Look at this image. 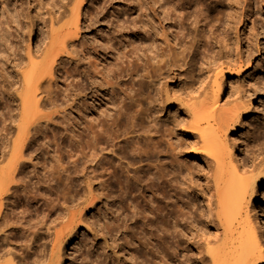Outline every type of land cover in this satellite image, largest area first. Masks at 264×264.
<instances>
[{"label": "bare ground", "instance_id": "bare-ground-1", "mask_svg": "<svg viewBox=\"0 0 264 264\" xmlns=\"http://www.w3.org/2000/svg\"><path fill=\"white\" fill-rule=\"evenodd\" d=\"M116 1L120 3L119 6L127 8V16L133 17L134 21L141 19L140 27L145 31H148L149 28V32L154 26L152 22L155 25L157 23L163 29V23L167 20L173 21V27H180L183 30L184 25L189 23L190 19H206L208 17L229 19L237 13V8L234 6L237 0H128L129 3H125V0H0V264H31L26 261L25 256L27 255L25 254L35 255L37 251H39L37 255L41 254L39 261L41 262L43 259L39 264H64L66 261V256L63 254L64 246L74 238L78 239L82 229L93 232V237L92 240L82 241L81 245L79 244L80 248L77 251H80V254L77 259H81V262L77 264H109L106 252L101 251L99 247L96 250L95 241L99 238L110 237L116 242L115 235L122 231L123 227L128 229L126 221L128 213L124 211L121 214L123 208L118 207L117 214L110 213L98 221L92 218L91 220L100 231L96 233L86 220L85 208L75 211L74 203L83 199L81 189L84 188L85 199L83 201L85 204L94 203L93 206L96 205L102 197L95 201L98 195L93 190V182L105 179L107 176L117 178L119 168L123 165L122 163L115 165L107 160L104 152L109 147L120 161L123 160L125 152L129 150L141 157L148 158L151 151L157 149L158 145L160 146L166 138H168L167 151L171 154L172 160L163 163L156 174L158 183L155 185L154 198L157 205L151 206L149 210L159 213L156 229L159 248L153 256L154 261L156 264H176L181 238L186 232L184 225L190 221L194 223L198 211L196 209L198 201L192 203L190 200H184V194L191 188L197 187H194L195 182L192 181L193 171L187 167V178L179 180L183 174L181 172L184 169L182 165L185 164L178 158L182 154L184 143L180 142L181 140L177 141L179 143L173 142L176 137L175 131L179 126L186 133V137L195 139L185 143L187 148H191L192 155L203 160L210 159L215 165V172L211 178L212 184H209L210 189L205 194L200 193L206 205V211L211 215L212 220H219L224 227L222 244L212 253L214 264H264V213L261 209L263 206L261 198L258 196L259 188L264 182V170L261 166L253 170H241L237 164H233L239 145L238 141H234L232 146L228 144V132L239 125L242 114L240 110L245 105H239L232 112L222 110L221 98L226 74L223 68L215 75L210 92L199 93L196 96L197 101L194 100L195 102L190 103L191 105L183 106L186 117L169 124L154 117L152 119L153 126H144L142 121L141 127L145 134L143 141L142 136L139 135L138 139L130 136L115 142V139L103 130L106 120H99V117L92 119L90 125L84 124L82 129L78 126L79 136L75 137L76 140L73 137L75 131H69L66 128L67 135L65 137L70 139V150L67 151L66 156L68 161L64 164L65 155L58 154L59 150H56L55 163L51 164L50 169L47 166L43 168L42 178H47L50 183L53 179L61 178L62 174H66L67 185H74L72 187L76 194L65 197L63 203L56 202L51 198L55 193L53 186L48 184L47 187H44L41 184L40 176L37 178V183L40 184L38 191L44 188V193H34L29 190L30 181H26L22 177L26 162L36 159L37 155L42 153V147L50 145V142L44 137L40 143L41 137L45 135L46 130L57 131L58 126L54 119L56 114H59L63 109V103L68 96L86 97L90 91L98 92L102 88V92L106 96H112L114 103L119 101L117 107L121 112L127 100L132 99L131 94L126 91H132L134 87L133 84L126 90L122 89L121 95L115 91L121 82V80L118 81V78L127 72L126 66H124L126 62L129 64L135 62L137 66L151 68L152 75L149 76L151 81L148 82L150 87L162 81L163 75L172 72V67L178 63L177 51L175 46L172 48L168 45L170 43L168 36H164L162 44L158 43L160 40L149 41L151 42L150 46H154L151 50L149 49L152 51L148 52L149 56L147 48L138 47V45L134 46L130 53L129 51L126 53L125 50L133 45V42L128 43L124 51L121 46L118 47L116 49L117 61L111 67L99 62L100 49H84L82 59L77 60L80 66L77 67L76 74L68 77L74 80L79 78L80 84H76L74 90H70L68 95L62 92L59 80L56 79V70L58 69L60 77L68 76L65 64L72 60L69 48L73 49L76 46L81 31V19H86V22L88 19H99L102 14L104 16L107 6ZM95 2L100 3L97 6L100 11L96 8L95 13L92 11L84 13L86 6H94ZM225 2L229 3L231 12H227L223 8ZM255 2L258 5L263 4L264 8V0H255ZM242 3L244 5L242 8L251 7L253 4L252 0H242ZM33 9L35 14L32 15ZM245 9H241L242 18L240 17V19L245 16L247 19H253V11L250 8L246 9L247 11ZM66 18L70 20L63 22V19ZM36 19L41 25V32L45 30L43 32L44 43L34 53L28 46L27 52L23 54L21 44L25 42L26 38L32 41ZM42 19H49L46 20L49 21V25ZM136 22L134 23L136 24ZM149 32H147L149 35L146 34V36H149L150 39L154 35H152V31ZM177 34L174 33L172 42L177 41L179 36ZM146 38L148 39V37ZM162 45L169 46V50L165 52L167 48L161 47ZM140 52L144 53L145 59ZM92 56L97 58L95 62L89 61ZM143 61L144 64H142ZM221 65L219 64V66ZM229 67L227 70L231 72ZM241 70L240 66L236 73L237 76L240 75ZM128 75L134 81L139 76V72L138 70L131 71ZM144 83L146 82L144 81L142 84ZM157 93H159L157 95L159 99L164 97L163 93ZM156 97L155 99H158ZM157 101L159 102V100ZM113 111L110 107L106 114L105 112L102 114L111 117ZM118 111L117 115L120 114ZM143 114L151 116L152 112L146 109ZM95 121L98 122L93 123ZM160 125L163 127L160 128ZM132 127L136 128L135 123H132ZM134 132L138 131L135 129ZM152 133L154 136H151ZM13 134H15L14 137ZM90 135H95V139L92 141L85 139ZM36 146L38 148L34 152L31 151ZM232 157L233 161H231ZM179 167L182 168L181 174L178 171ZM111 169L113 170L111 171ZM124 170L125 168L122 167V172ZM127 170L130 172V167L127 166ZM72 172L75 174L74 176ZM133 172L134 177L137 178L136 182L140 183L144 178L150 180L146 173L144 176H139V168L134 169ZM78 179H81L82 182L75 184ZM109 180L111 179L101 182H104L101 188L102 192L111 191ZM144 182L142 189L146 188L145 190L148 192L151 187L147 181L144 180ZM156 193L158 194L156 195ZM110 195L108 193L105 197L109 198ZM152 201L150 200V202ZM66 203H71L73 207H65ZM18 207L21 209L20 212H17ZM203 211L205 212V210ZM143 212L144 210L140 211L141 214ZM137 213H139L138 210L134 211L133 215ZM41 216L42 218L39 219ZM54 216L57 218L53 219ZM35 217L40 221H35L37 220ZM56 220H64L65 225L62 229H54L51 233V224ZM47 226L49 228L46 232L41 233ZM44 234H49L52 239L50 240V254L46 260L45 254L42 255L47 246V243L43 241ZM16 238H20L22 241L18 243ZM127 240L129 243L133 240L134 243H137L142 241V238L131 235V237L127 236ZM168 243L171 244V253L167 249ZM128 253L132 259L136 258V255ZM94 254L97 255L93 259L92 255ZM118 258L116 257L117 260ZM114 264H119V260Z\"/></svg>", "mask_w": 264, "mask_h": 264}, {"label": "rangeland", "instance_id": "rangeland-1", "mask_svg": "<svg viewBox=\"0 0 264 264\" xmlns=\"http://www.w3.org/2000/svg\"><path fill=\"white\" fill-rule=\"evenodd\" d=\"M125 1V3H129L130 0ZM252 3L251 7L247 6V9V7L242 8V6H244L242 0H237L234 5L237 8V13L232 16L233 18L217 19L208 17L206 19H190L189 23L184 25L183 30H181L180 27H173V21L167 20L163 23V29H161L162 27L157 25V23L155 25V23L152 22V25H154L151 27L152 30L150 29L149 32L148 28V31H145L144 28L140 27L141 19H135L136 22L133 17L127 16V8L124 9V7L119 6L120 3H118V1L113 2L111 4L112 6L108 5L106 10H104V16L102 14L99 19H88L87 22L86 19H81V31L76 41V46H74L73 49L69 48L72 53V60L65 64V70L68 76L64 75V77H60L61 75L58 73V69L56 70V79L57 81L59 80V86L62 92L67 95L70 94V90H74L76 84L79 85V82H81L79 78L74 80L68 77L69 75L76 74L77 67L80 66L77 60L82 59V52L84 49H100L99 62L111 67L113 63L117 61L118 54L116 49L118 47L121 46L124 51L125 46L133 42V45L127 47L125 52L129 51L130 53L133 47L138 45V47H146L149 56L152 52L150 50L154 47L150 46L151 42L149 41L160 40L158 43L162 44L161 42L162 39L165 38L164 36H168L170 40L168 45L170 47L172 46V48L175 46L174 48L177 51L178 63L176 66L172 67V69L170 68L172 72L163 75L162 81L150 87L148 82L151 81V79H149V76L152 75L150 72L151 68L137 66L135 62L131 64L126 62L124 66H126L127 72L123 73L121 75L122 77H119L120 79L117 77L118 81L121 80V82L120 85L116 87L115 91L121 95L122 89L126 90L128 86H132L133 84L134 87L132 91H126V93L131 94L132 99L127 100L121 112L118 111L117 107L119 101L117 100L114 103L112 96H106L105 93L102 92V88L101 91L98 92L94 90L93 92L90 91L86 97L68 96L63 103V109L59 114H56L54 119L58 126L57 131L46 130L45 135L41 137L40 143L43 141L44 137L50 142V145L47 144V146H43L41 150L42 153L37 155L36 159H31L26 162L27 165L23 170L22 177L26 181H30L29 190L34 193H44V188L38 191L40 184L37 183V178L40 176L41 184L44 187H47L48 184L53 186L55 193L51 198L56 202L60 201V203H63L65 197L76 194L75 189L72 187L74 185H67L68 181L66 174H62L61 178L53 179L50 183V180L47 178H42L44 174L43 168L47 166V168L50 169L51 164L55 163L54 156L56 155V150H59L58 154L62 153V155H65L63 159L64 164L68 161L66 156L67 151L70 150V139L65 137L67 135L65 131L66 128L69 131H75L73 132L74 135L72 134L75 139V137L79 136L78 126L82 129L84 124L90 125L92 124V119L99 117V120H106L104 121L106 125L103 130L105 133L110 134L112 138L115 139V142L130 136H134L138 139L139 135L142 136L143 141L145 134L141 127L142 121L144 126H153L152 119H154V117L168 124L173 123V121L177 119L186 117L183 106H188L190 103L192 104L194 100L197 101L196 96H198L199 93L210 92L212 90L211 87L214 77L221 71V68L226 71L223 81V95L221 98L222 110L232 112L235 111L239 105H245L244 108L240 110L242 114L239 125L236 126L234 130L228 132V144L232 146L234 141H238L239 145V150H236L233 164H237L241 170H253L260 166L264 170V8L263 4L260 3V5H258L255 0H252ZM98 5H100V3L97 2L94 3V6L87 5L84 9V13L87 11L95 13L98 9ZM223 8L226 9L227 12H231L228 2H225ZM245 8L247 10L250 8V10L253 11V19H247L246 16L240 19V17L242 18L240 12ZM32 11V15L35 14V10L33 9ZM98 11H100V9H98ZM42 20L49 25V21H46L49 19ZM63 20V22H68L70 19L66 18ZM38 22V19H36L32 41L26 38L25 42L21 44L23 54L27 52L28 46H30L31 52L34 53L38 50L39 46H42L44 43L45 35L43 32L45 30L41 32V25ZM134 22H136V24ZM121 26L124 27L121 28ZM151 31L154 36L152 37L153 39L150 38V40L149 36H146V34L147 32L151 33ZM174 33L179 34L177 41L174 40L176 42H172L173 36H175ZM146 37H148L149 40ZM163 46L164 45L161 47ZM169 46H164L167 48H164L165 52L169 50ZM161 51L160 49V52ZM180 53L182 55H179ZM141 54L143 55L144 53ZM142 55L141 57L144 56L143 59H145L146 56ZM95 60H97V58L92 56L89 61L95 62ZM222 62L223 65H221ZM142 64H144V61ZM219 64L221 66H219ZM225 64L227 67L230 66L229 69L231 72H228ZM240 66L242 70L240 75L237 76L236 73ZM135 70H138L139 76L133 81L128 74ZM144 81L146 83L142 84ZM54 86L55 88L57 87L55 83ZM157 92L163 93L164 97L161 98L162 100L158 98L157 95L159 93ZM155 97L158 99H155ZM157 100H159V102ZM110 107L114 110L112 112L113 116L106 117L105 114ZM146 109L152 112L151 116L143 114ZM117 111L120 113L119 115L116 114ZM103 112H105V114H102ZM138 114H140V116H138ZM96 122L98 121L93 123ZM132 123H135V129L138 131L137 133L134 132L135 129L132 127ZM162 127L163 126L160 125V128ZM180 128L179 126L176 129V137L173 140V142L181 140L180 142L185 145L182 148V154L178 157L182 163H185L183 165L180 163L184 168L183 170H181V167H179L180 169L177 168L179 169V173L180 170L183 173L181 177H179V180L186 177L187 167L193 171L194 177H192V181L196 183H194V187L197 186V189L191 188L187 193L185 192L188 194V197L184 194V200H190L192 203L198 201L196 203L198 206V208L196 206V209L198 211L195 215L197 216L196 220L193 221L194 223L196 222V224L190 221L192 224L186 223L184 225L186 232L184 231V237L182 236L181 238V246L180 250L177 252L176 264H214L212 253L222 244L224 227L219 220H212L211 215L206 211V205L203 202L201 194H205L208 189H210L209 184H212L211 178H213L212 176L215 172V165L210 159L203 160L200 157L192 155L191 148H187L186 144L195 139L193 137H186V133ZM95 135H90L89 137H85V139L92 141L95 139ZM14 136L15 134H13V137ZM151 136H154V133H152ZM109 141L111 142V140ZM167 141L168 138L163 140L161 145H158L157 149L151 151L148 158L144 156L141 157L129 150L125 152L123 160L121 161L110 151L111 148L109 147L104 152L107 160H110L115 165L122 163V167L125 168L124 172H122V167H120L117 178L107 176L105 179H98L93 182V190L95 194L98 195L95 201L102 197L101 201H97L98 203L96 205L93 206L94 203H90V205L85 204L83 201L85 199L84 188L81 189L83 199L74 203V206L76 205V207L73 208L75 211L85 208L86 220L96 233L100 231L91 220L92 218L98 221L101 218L104 219L105 215H109L110 213L117 214L116 210L118 207L123 208L121 214H123L124 211L128 213L126 219L128 229L123 227L122 231L115 235L116 237L114 238L116 242L110 237L106 239L99 238L95 241L96 250L99 247L101 251L106 252L108 256L107 262L109 264L117 263L118 260L119 264H156L153 256L157 253L159 248L156 232L159 213L157 211L150 212L149 209L151 206L157 205L156 199L154 198L155 185L158 183L156 174L163 163L172 160L171 154L167 151ZM36 148H38V146L31 151L34 152ZM231 161H233V157ZM127 166L130 167V172H128ZM136 168L140 169L139 176H144V173H146L150 180L144 178L140 183L139 181L136 182L137 178L134 177L133 172ZM112 170L113 169H111V171ZM169 170H171L170 167ZM72 175L74 176L75 174L72 172ZM108 179H111L108 181L110 182L109 188L111 191L106 190L102 192L101 188L104 182H101ZM47 180L48 182L46 183ZM144 180L147 181L149 187H151L148 192H146V188L144 190L142 189L145 183ZM81 182L82 180L78 179V182H75V184ZM108 193L111 195L109 198H106L105 195ZM157 194L158 193H156V195ZM189 196L192 197L190 198ZM258 196L261 198V205H263L261 209L263 210L262 213H264V182L259 188ZM253 198L254 196L252 199ZM150 200L153 201L150 202ZM64 206L69 208L73 207L71 203H66ZM137 210L139 213L133 215L134 211L136 212ZM141 210H144L142 214L140 213ZM203 210H205V212ZM20 211L21 209L18 207L17 212ZM124 216L125 214L123 217ZM41 218L42 216L39 219ZM56 218V216L53 217V219ZM39 219L35 221L38 222L40 221ZM64 225V220H56V222L51 224L50 232L52 233L54 229H62ZM47 228L49 227L47 226L41 233H45ZM131 235L136 238H142V241L134 243L133 240V242L129 243L131 239L128 241L127 236L131 237ZM44 236L45 239L43 241L47 243V246L45 253L42 252V255L45 254L46 260L50 254V240L52 239L49 237V234H44ZM92 237L93 232H87L83 229L80 230L79 238H74L72 241H69L63 248V254L66 256L64 264H77L81 262V259H77L80 254V251H77L80 248L79 244L81 245L82 241L92 240ZM15 240L18 243L22 241L20 238H16ZM143 241L144 243H141ZM170 245V243L167 244V249L169 250L168 252L171 253ZM128 252L136 255V258L132 259ZM37 253H39V251H37L35 255L25 254L27 255L25 256L26 261L31 264L41 263L43 259L40 262L41 254L37 255ZM94 255H92L93 259L94 257L96 258L97 254ZM116 257H119L118 260Z\"/></svg>", "mask_w": 264, "mask_h": 264}]
</instances>
